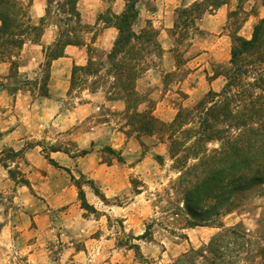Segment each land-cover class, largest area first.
Segmentation results:
<instances>
[{
	"label": "rangeland",
	"instance_id": "1",
	"mask_svg": "<svg viewBox=\"0 0 264 264\" xmlns=\"http://www.w3.org/2000/svg\"><path fill=\"white\" fill-rule=\"evenodd\" d=\"M62 1L50 0V8L48 2L45 8L47 21L42 35L52 31L56 40L65 27L60 22L66 20L65 15L57 7ZM199 1L140 0L139 18L133 29L139 33L150 24L157 31L163 51L159 57L153 53L145 60L144 71L135 82L139 102L131 101V110L120 115L111 114L104 105L87 118L77 114L70 129L62 124L68 110L77 109L94 94L97 101L111 98L108 92L112 79L105 78L106 63L118 32L103 35L102 19L109 12L120 14L124 0H82V5L78 0L82 23L79 35L89 45L93 63L90 71L73 69L74 85L65 97L59 96L62 88L51 92L49 87L51 66L45 54L49 47L41 64L40 57L30 64L26 54H21L22 49L9 48L5 61H0L5 64L0 72V264H175L181 257L174 258L179 250H173L172 258L165 252L172 243L189 239L187 229L204 224L218 228L224 224V217L203 224L187 213L185 194L193 185L187 169L197 162L181 165L171 157L166 138L139 134L133 126L136 108L171 123L181 109L192 108L211 90L219 92L225 78L216 76L229 66L232 36L251 39L254 26L264 19V0H225L222 7L209 9L199 17L195 29L184 30L180 25L178 32L184 36L175 35L178 11ZM28 12L31 17L29 7ZM93 22L95 25L89 26ZM102 35L99 44L93 45ZM41 37L36 39V34H31L26 42L38 43ZM103 78L108 83L102 84ZM50 96L61 103L50 106L42 101ZM51 108L60 117L59 126L45 112ZM104 123L125 133L118 135L120 147L108 143L107 137L91 146L84 141L86 133ZM39 124L45 128L37 133ZM57 152L59 160L53 157ZM91 156L107 166L117 164L127 169L129 185L122 197L107 199L99 184L84 172ZM48 166L56 173L48 171ZM46 178L53 181L50 187L74 192L81 211L77 222L57 214L54 219L39 222L45 207L51 208L48 202L52 198L48 199V193L43 191L45 185L41 184ZM263 189H254L230 213L242 215L252 228L242 224L243 227L253 236L258 234L264 216L258 217L264 207ZM117 206L129 208L117 214L113 212ZM43 229L50 231L43 233ZM145 233L147 239L138 240ZM92 239L100 243L90 246ZM206 245L187 248V253ZM237 264H260V258L250 262L242 254Z\"/></svg>",
	"mask_w": 264,
	"mask_h": 264
},
{
	"label": "trees",
	"instance_id": "2",
	"mask_svg": "<svg viewBox=\"0 0 264 264\" xmlns=\"http://www.w3.org/2000/svg\"><path fill=\"white\" fill-rule=\"evenodd\" d=\"M139 1L124 0L120 14L109 12L102 19L104 29L114 28L118 32L106 63L105 78L112 79L109 100L124 101L126 112L131 110V101L139 102L135 82L144 71L145 60L153 53L159 57L163 51L157 31L150 24L139 33L133 29L139 18ZM50 4L49 0L47 8ZM77 4L78 0L57 3L59 12L65 15L66 20L60 21L65 27L45 52L47 65L61 58L67 46L86 45L79 35L82 23ZM225 4V0H201L181 9L177 13L175 35L183 37V33L178 32L180 25L184 30L195 29L199 17ZM46 14L48 16V9ZM0 21V61H5L9 48L21 50L31 34L39 39L47 20L44 17L40 25H34L28 7L17 0H0ZM17 37H20L19 42ZM92 63L89 59L85 67L74 69L90 71ZM219 76L225 78L219 92L211 90L192 108L181 109L171 123L137 108L133 119L137 133L166 138L171 157L181 165L197 162L187 169V177L193 179V185L186 191L185 206L188 215L203 224L232 213L250 192L264 188V19L254 26L251 39L238 34L232 36L230 63L216 77ZM105 78L102 84L108 83ZM74 79L73 73L72 85ZM79 190L85 198L83 190ZM261 197L264 198V189ZM218 228L221 231L203 249L191 250L175 264H237L242 254H246L250 262L260 258V264H264V216L256 236L242 224ZM145 239L147 233L138 237V240Z\"/></svg>",
	"mask_w": 264,
	"mask_h": 264
},
{
	"label": "crops",
	"instance_id": "3",
	"mask_svg": "<svg viewBox=\"0 0 264 264\" xmlns=\"http://www.w3.org/2000/svg\"><path fill=\"white\" fill-rule=\"evenodd\" d=\"M24 2L27 7H29L30 15L32 22L36 25L40 24L41 20L44 18L45 15V8L47 6V0H32L26 1V0H17ZM79 5H82V0H79ZM95 25V22L90 23L89 26ZM2 26V23L0 21V28ZM116 30L114 28H108L105 29V35L109 31ZM103 35L93 44L97 45L102 40ZM56 41V36L54 35V32H45L40 41L38 43L36 42H25L23 45V48L21 50V54H26L28 59L30 60V64L33 62H36L38 58L40 57L41 61L40 64L44 61V51L47 49V47L52 46ZM89 45L86 44L83 47H77V46H67L64 51V55L54 60L50 67V79H49V87H51L53 90L51 92H59L60 89H63V93L59 96L65 97L68 93L70 86H71V78H72V72L75 67H84L87 65L89 59H91L90 53L88 51ZM108 54V53H107ZM106 54V56H107ZM5 64H0V72L3 71V66ZM97 94L91 95L85 102L80 104V106L77 109H73L72 112L68 110L67 115L64 117V121L62 124L67 125V128H71L75 122H76V116L78 114V117L87 118L91 116L94 112L97 110L102 109L103 105L105 108L109 109L111 111V114L113 115H120L124 114L126 112V104L124 101L121 100H109L106 97H101V101L96 100ZM45 101L46 104H50L54 106L55 103L60 104L61 102L50 96L42 98V101ZM30 107V106H29ZM46 113H50L53 117V124L60 125V117H57L56 112L53 108L47 109L45 111ZM79 112V113H78ZM41 114V112H40ZM43 126L42 124H39L36 128V132H43ZM118 135H125L123 131L114 129L111 127L110 123H104L97 128L91 130V132L86 133L84 141H88L87 144L91 146L92 143H98L101 139L104 137L106 138V141L110 144H113L114 147H120L121 143L120 139H118ZM116 141V142H115ZM60 155L59 152L54 153L53 157L59 160L61 157H58ZM47 170H52V173H56V169H52L50 166L47 167ZM85 173H89L91 178L95 180L99 184L100 189L103 192V195L107 199H116L119 197H122L125 193V190H127V187L129 185V173L127 169L121 165H112L107 166V164H102L99 161L96 160L95 156H91L89 160L85 162ZM41 184L45 185V189L43 190L44 193H48V199L49 197L52 198L48 204L51 205V208L45 207L46 210H43L39 217V222L44 223L49 218L54 219L56 214L58 216H67L69 217L70 221L74 223V219L77 222L78 216H81V211L79 210V204L76 195H74V192L72 190L68 189H60L56 188L54 185L52 187L49 186V184H53V181L51 178H46L45 180L41 181ZM47 185V186H46ZM49 193H52L51 195ZM44 197V195H43ZM96 202V201H95ZM96 205L97 202L95 203ZM134 204L133 199H131V205ZM129 205V207H131ZM128 207V208H129ZM128 208H125L123 206H117L113 209L114 213H119L121 211L128 210ZM261 212L258 217H262L264 213V207H262ZM75 215V218H72V215ZM121 214V213H120ZM75 222V223H76ZM236 224H244L247 228H252L251 225L247 223V220L243 218L242 215H234V214H228L224 217V224L223 228H228L231 226H235ZM45 230L43 233H49L50 230ZM190 231L189 233V239L180 240L179 242H174L171 244V247L165 252V254L172 258L173 250L176 249L179 250V253L174 257H179L187 253V248H198L200 246H203L204 244H208L212 237L220 230L217 227L213 226H201L197 227V229H187ZM56 229L53 227L51 230L52 235L55 233ZM186 231V230H185ZM191 232H194L191 233ZM100 242L96 239L90 240V246H93L94 244L97 245ZM152 242L151 244H153Z\"/></svg>",
	"mask_w": 264,
	"mask_h": 264
}]
</instances>
